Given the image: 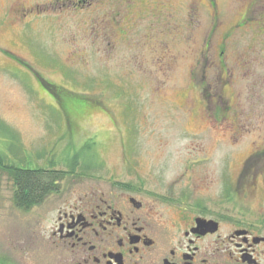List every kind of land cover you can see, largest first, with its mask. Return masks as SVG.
Masks as SVG:
<instances>
[{"label":"rangeland","instance_id":"374dc122","mask_svg":"<svg viewBox=\"0 0 264 264\" xmlns=\"http://www.w3.org/2000/svg\"><path fill=\"white\" fill-rule=\"evenodd\" d=\"M50 1L0 0L1 153L68 171L77 157L63 190L192 192L194 202L260 209L261 197L247 202L241 192H264L262 177L240 176L264 148V0H192L194 15L187 8L178 15L177 64L160 70L151 52L140 67L132 47L110 49L108 38L97 37L94 22L106 5L58 12L64 3ZM21 4L48 9L36 7L20 23ZM204 57L211 62L205 88L218 86L211 92L191 76ZM215 92L219 98L208 101ZM13 189L0 170V264H58L49 234L66 192L23 209Z\"/></svg>","mask_w":264,"mask_h":264},{"label":"flooded vegetation","instance_id":"af4514ba","mask_svg":"<svg viewBox=\"0 0 264 264\" xmlns=\"http://www.w3.org/2000/svg\"><path fill=\"white\" fill-rule=\"evenodd\" d=\"M57 1L64 3L55 8L58 12L68 4L106 5L109 12L94 22L97 37L108 38L110 49L124 44L132 47L137 51L136 63L140 67L145 65V52H151L152 67L159 70L177 64L175 48L179 33L183 32L179 12L187 8L189 16L194 15L192 0H182V6L176 5L175 0ZM211 2L216 5L215 0ZM47 4L53 6L55 2ZM35 8L39 12L48 9L36 4L27 11L21 4L20 23L35 13ZM214 19H218L217 15ZM29 26L23 23L26 31ZM140 37L145 40L142 42ZM186 38L189 41L191 37L186 33L183 39ZM224 52L220 50L221 54ZM13 58L27 65L16 56ZM209 63L207 57L198 60L196 76L195 68L191 76L193 85L211 92L218 86L210 82L205 88ZM212 63L215 65L216 61ZM221 67L228 70L226 64ZM219 77L223 81L221 74ZM149 80L161 83L158 77ZM219 96L215 92L206 99L215 102ZM249 173L253 180L262 177L264 183V148L259 147L246 159L240 178ZM62 192L66 193L56 208L49 234L58 264H264V192H241L247 202L261 197L260 209L228 208L226 199L217 205L194 202L192 192L55 191Z\"/></svg>","mask_w":264,"mask_h":264},{"label":"trees","instance_id":"16d2710c","mask_svg":"<svg viewBox=\"0 0 264 264\" xmlns=\"http://www.w3.org/2000/svg\"><path fill=\"white\" fill-rule=\"evenodd\" d=\"M76 158L73 159L75 162L71 166L72 170L68 171L55 165L46 167L20 165L10 161L0 152V170L4 171L12 181L14 203L20 208L30 209L41 204L50 194L60 189L61 181L65 176L74 172L78 162Z\"/></svg>","mask_w":264,"mask_h":264}]
</instances>
